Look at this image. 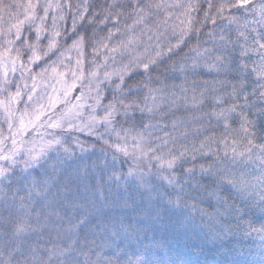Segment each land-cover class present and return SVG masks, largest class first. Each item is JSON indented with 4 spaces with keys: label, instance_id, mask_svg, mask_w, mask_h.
I'll list each match as a JSON object with an SVG mask.
<instances>
[{
    "label": "snow or ice",
    "instance_id": "6c2138e0",
    "mask_svg": "<svg viewBox=\"0 0 264 264\" xmlns=\"http://www.w3.org/2000/svg\"><path fill=\"white\" fill-rule=\"evenodd\" d=\"M0 264H264V0H0Z\"/></svg>",
    "mask_w": 264,
    "mask_h": 264
}]
</instances>
